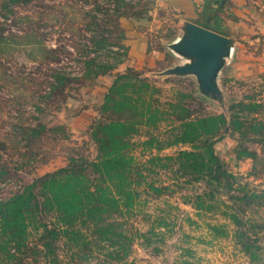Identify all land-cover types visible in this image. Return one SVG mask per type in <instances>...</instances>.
I'll return each instance as SVG.
<instances>
[{"label":"rangeland","instance_id":"1","mask_svg":"<svg viewBox=\"0 0 264 264\" xmlns=\"http://www.w3.org/2000/svg\"><path fill=\"white\" fill-rule=\"evenodd\" d=\"M151 3L0 0V264H264L263 28L208 91Z\"/></svg>","mask_w":264,"mask_h":264},{"label":"crops","instance_id":"2","mask_svg":"<svg viewBox=\"0 0 264 264\" xmlns=\"http://www.w3.org/2000/svg\"><path fill=\"white\" fill-rule=\"evenodd\" d=\"M154 9H168L173 12L177 21V36L171 46V57L176 69L190 71L204 78V73L198 69L202 61L200 50L193 44L201 30L212 32L218 39L213 60L207 70L210 90L214 91L216 79L224 76L227 65L234 67L238 50L242 43L248 41L246 35H252L254 28L264 31V0H150ZM153 3H151L153 5ZM154 14V13H153ZM155 21L157 18H154ZM152 20V17H150ZM129 45L128 67L144 68L152 66L165 48L152 50L142 37H134ZM251 40V39H250ZM180 42L184 44H179ZM176 43V44H175ZM190 43V44H189ZM237 48L236 55L231 56ZM164 50V51H163ZM150 59L151 64L147 63ZM153 63V64H152ZM234 69V68H233ZM232 69V70H233ZM204 88L208 87L204 83Z\"/></svg>","mask_w":264,"mask_h":264},{"label":"water","instance_id":"3","mask_svg":"<svg viewBox=\"0 0 264 264\" xmlns=\"http://www.w3.org/2000/svg\"><path fill=\"white\" fill-rule=\"evenodd\" d=\"M193 45H195L202 54V61L200 62L198 69L204 73V83L208 87L207 90L212 91L210 90V82L206 73L213 60L214 52L218 45V39L212 32L201 30L193 41Z\"/></svg>","mask_w":264,"mask_h":264},{"label":"trees","instance_id":"4","mask_svg":"<svg viewBox=\"0 0 264 264\" xmlns=\"http://www.w3.org/2000/svg\"><path fill=\"white\" fill-rule=\"evenodd\" d=\"M54 181H56V182H57V184H59V183H62V182H63V181H57V180H54ZM49 183H50L51 185H53V186H54V184H55V183H54V182H52V181H50ZM65 195L68 197V195H69V194H65ZM63 198H65V196H63ZM65 199H66V200H65V202H67V201L69 200V199H67V198H65ZM12 205H14V206H15V205H17V202H16V203H13ZM5 206H7L5 203H2V202L0 203V207H5ZM11 207H12V206H11ZM15 208H17V209H18V207H16V206H15Z\"/></svg>","mask_w":264,"mask_h":264}]
</instances>
